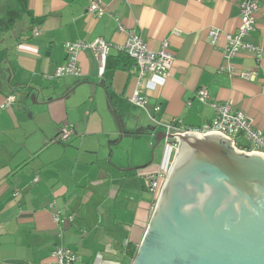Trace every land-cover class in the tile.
<instances>
[{"label":"crops","instance_id":"1","mask_svg":"<svg viewBox=\"0 0 264 264\" xmlns=\"http://www.w3.org/2000/svg\"><path fill=\"white\" fill-rule=\"evenodd\" d=\"M240 1L100 0L95 18L88 0H0V264H50L57 247L72 250L76 264H131L125 248L137 250L155 204L140 175L167 172L174 157L164 147L156 162L164 132L148 119L156 106L161 122L200 128L215 117L212 104L228 103L264 136V0L245 39L262 56L241 50L224 59ZM129 30L149 51L167 42L174 56L164 85L146 91L147 110L129 102L136 80L119 50ZM97 39L112 44L101 76L85 50L80 76L52 78L66 43ZM202 88L206 104L196 98ZM62 126L75 132L65 143Z\"/></svg>","mask_w":264,"mask_h":264},{"label":"water","instance_id":"2","mask_svg":"<svg viewBox=\"0 0 264 264\" xmlns=\"http://www.w3.org/2000/svg\"><path fill=\"white\" fill-rule=\"evenodd\" d=\"M164 138L176 150L131 264H264V156L218 134Z\"/></svg>","mask_w":264,"mask_h":264},{"label":"built area","instance_id":"3","mask_svg":"<svg viewBox=\"0 0 264 264\" xmlns=\"http://www.w3.org/2000/svg\"><path fill=\"white\" fill-rule=\"evenodd\" d=\"M263 0H241L239 3V28L232 35H227V46L224 51V59L228 60L241 50L253 52L257 58L263 54L256 46L248 44L245 39L249 33L254 30L255 16L258 13ZM89 6L87 12L89 15L99 18L104 14V7L100 0H88ZM121 29V28H120ZM34 36L38 35L34 30ZM219 32L210 30L209 38L212 44L215 43ZM112 44L105 42L102 39H97L91 43H66L64 46L66 52V62L63 66L58 67L52 78H62L65 76H80L81 70L78 66L77 56L81 51H90L98 63V75L101 76L105 69V62ZM126 57L132 62L133 75L136 80V87L133 91L129 102L136 107L147 110L148 98L147 90H154L162 87L169 76V72L173 66L174 56L169 49L167 42H163L161 49L153 52L146 49L141 38L129 30L126 33V40L119 47ZM220 72H227L233 75L230 67L221 66ZM244 78H251L253 74H241ZM196 98L202 104L208 101V92L206 89H199L196 93ZM14 102L13 97H8L4 107H9ZM215 111V117L209 123L200 128H189L182 124L178 119H172L169 122L163 123L157 119L154 114L159 111V106L153 108L154 114H148V119L151 125L162 127L164 133L173 136L183 135L189 132H195L202 135L218 134L229 140L240 153L259 154L264 156V136L261 131L254 128L251 118L243 111L232 108L228 103L212 104ZM75 132L72 127L62 126L58 133V141L67 142ZM164 147L174 156L177 143L168 141L164 138L162 141ZM167 172L164 170H156L150 173H143L140 178L143 182L144 189L150 193L155 201L159 195L161 187ZM36 177L33 182L36 183ZM15 191L14 196L18 194ZM56 223H63L64 220L58 214L54 216ZM79 262L77 255L66 247H57L52 252V262L50 264H76Z\"/></svg>","mask_w":264,"mask_h":264},{"label":"rangeland","instance_id":"4","mask_svg":"<svg viewBox=\"0 0 264 264\" xmlns=\"http://www.w3.org/2000/svg\"><path fill=\"white\" fill-rule=\"evenodd\" d=\"M165 130V129H163ZM163 149H164V144L161 142L158 146L155 148V157H156V162L159 163L162 154H163Z\"/></svg>","mask_w":264,"mask_h":264},{"label":"trees","instance_id":"5","mask_svg":"<svg viewBox=\"0 0 264 264\" xmlns=\"http://www.w3.org/2000/svg\"><path fill=\"white\" fill-rule=\"evenodd\" d=\"M125 254L130 258L133 259L136 254V247L135 246H126Z\"/></svg>","mask_w":264,"mask_h":264}]
</instances>
